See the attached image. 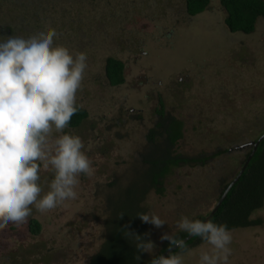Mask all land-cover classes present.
<instances>
[{"label":"rangeland","instance_id":"374dc122","mask_svg":"<svg viewBox=\"0 0 264 264\" xmlns=\"http://www.w3.org/2000/svg\"><path fill=\"white\" fill-rule=\"evenodd\" d=\"M225 17L219 0L192 17L185 0H0V39L54 29V46L74 58L86 54L77 105L87 117L64 134L81 138L93 169L90 177H78L75 200L44 213L33 207L25 224L0 230V264H88L104 240L107 194L129 185L143 166L144 134L160 105L183 124L173 153L207 159L173 167L163 193L146 194V213L165 224L143 222L154 244L144 258L158 253L163 233L182 232L176 227L181 217L192 220L213 209L264 128V19L245 34L228 31ZM108 57L123 63L116 86L104 76ZM39 175L43 195L54 172L41 165ZM251 218L261 224L230 230L228 264H264V206ZM31 219L39 224L37 234L29 232ZM186 249L175 254H182V264H200L211 246L204 241Z\"/></svg>","mask_w":264,"mask_h":264},{"label":"clouds","instance_id":"9594fccd","mask_svg":"<svg viewBox=\"0 0 264 264\" xmlns=\"http://www.w3.org/2000/svg\"><path fill=\"white\" fill-rule=\"evenodd\" d=\"M56 36L51 29L27 39L15 35L0 39V230L25 224L33 207L44 213L75 200L78 177L93 175L81 138L64 134L79 110L77 92L87 56L81 52L74 58L66 47L54 46ZM41 165L54 172L43 195ZM137 215L156 228L165 224L156 215ZM176 227L211 246L201 252L200 264H228L232 235L226 225L181 217ZM126 233L134 238L138 252L151 254L150 240ZM161 240L187 251L186 242L168 232ZM150 264H182V254L153 257Z\"/></svg>","mask_w":264,"mask_h":264},{"label":"trees","instance_id":"16d2710c","mask_svg":"<svg viewBox=\"0 0 264 264\" xmlns=\"http://www.w3.org/2000/svg\"><path fill=\"white\" fill-rule=\"evenodd\" d=\"M210 0H185V12L189 16H195L203 12ZM226 17L224 23L230 32H253L258 19H264V0H219ZM9 31L8 28H6ZM10 32V31H9ZM123 63L115 58L108 57L104 62V76L109 86H116L123 82ZM79 107V106H78ZM157 120L144 134L148 151L143 158V166L134 170L129 185L113 190L114 183L109 185L112 192L107 194L106 207L108 217L104 222V240L99 249L90 257L88 264H150V260L144 258V253L138 252L133 237L126 232H134L147 241L145 226L137 213H146L143 200L151 189L160 195L163 193V180L173 167L181 163H204L207 156L184 158L173 153V147L182 137L183 124L174 116L165 114L160 105L155 110ZM87 117L86 111L79 107L73 115L67 128H76ZM264 134V128L260 131L255 141ZM254 141V142H255ZM246 152L241 167L250 154ZM227 151V150H225ZM240 167V169H241ZM239 169V170H240ZM238 173V172H237ZM234 174L231 180L237 175ZM225 183L217 197L216 202L231 182ZM264 206V137L258 143L256 150L249 159L246 167L230 187L221 201L217 210L210 216L217 225H226L228 230L249 228L261 224V220L252 219L251 215ZM210 213V212H209ZM209 213L198 215L192 220H202ZM123 214V216H119ZM29 232L37 234L39 224L36 220L29 221ZM174 236L184 239L187 233L177 232ZM186 242L188 246L204 242L201 238L192 236ZM169 241L164 242L161 249L154 257H158L168 250ZM182 252L174 248L168 255ZM139 256V258H136Z\"/></svg>","mask_w":264,"mask_h":264},{"label":"water","instance_id":"95a60500","mask_svg":"<svg viewBox=\"0 0 264 264\" xmlns=\"http://www.w3.org/2000/svg\"><path fill=\"white\" fill-rule=\"evenodd\" d=\"M264 137V134H262L257 141L252 143V149L250 154L248 155V157L246 158L244 164L242 165L241 169L238 171L237 175L233 178V180H231V182L229 183V185L227 186V188L225 189V191L223 192V194L221 195L220 199L216 202L215 206L213 207V209L210 211V213L208 214V216L204 219V221H208V219L210 218V216L217 210L218 206L220 205L221 201L223 200V198L225 197L226 193L228 192V190L230 189V187L235 183V181L239 178V176L241 175V173L243 172L244 168L246 167L249 159L251 158V156L253 155L254 151L256 150L258 143L260 142V140ZM192 236H187L186 238H184V241H187L189 238H191ZM174 248H176L175 246L170 247L168 250H166L163 254L161 255H166L168 254L171 250H173ZM160 255V256H161Z\"/></svg>","mask_w":264,"mask_h":264}]
</instances>
